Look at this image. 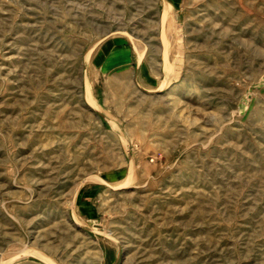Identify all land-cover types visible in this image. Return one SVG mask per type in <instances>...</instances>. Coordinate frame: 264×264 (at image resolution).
I'll use <instances>...</instances> for the list:
<instances>
[{
    "label": "rangeland",
    "instance_id": "1",
    "mask_svg": "<svg viewBox=\"0 0 264 264\" xmlns=\"http://www.w3.org/2000/svg\"><path fill=\"white\" fill-rule=\"evenodd\" d=\"M0 264H264V0H0Z\"/></svg>",
    "mask_w": 264,
    "mask_h": 264
}]
</instances>
